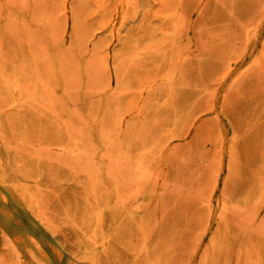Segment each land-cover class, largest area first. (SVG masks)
Masks as SVG:
<instances>
[{
	"label": "rangeland",
	"instance_id": "1",
	"mask_svg": "<svg viewBox=\"0 0 264 264\" xmlns=\"http://www.w3.org/2000/svg\"><path fill=\"white\" fill-rule=\"evenodd\" d=\"M3 174L0 264H264V0H0Z\"/></svg>",
	"mask_w": 264,
	"mask_h": 264
},
{
	"label": "bare ground",
	"instance_id": "2",
	"mask_svg": "<svg viewBox=\"0 0 264 264\" xmlns=\"http://www.w3.org/2000/svg\"><path fill=\"white\" fill-rule=\"evenodd\" d=\"M3 177H4V174L2 177L0 176V184H2L18 201H20L19 196H18V192H17V189L15 188V186L8 179H3ZM2 212L4 214L9 213L6 208H2ZM116 224H117V222L114 223L113 230L116 227ZM112 242H113V240H112L111 233H110L109 235H107V237L104 240L100 241L99 246L100 247L108 246V245L112 244Z\"/></svg>",
	"mask_w": 264,
	"mask_h": 264
}]
</instances>
